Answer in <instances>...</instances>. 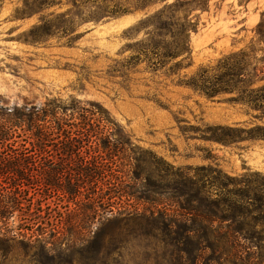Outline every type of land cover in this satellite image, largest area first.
Wrapping results in <instances>:
<instances>
[{
    "label": "rangeland",
    "instance_id": "374dc122",
    "mask_svg": "<svg viewBox=\"0 0 264 264\" xmlns=\"http://www.w3.org/2000/svg\"><path fill=\"white\" fill-rule=\"evenodd\" d=\"M91 1L112 10L138 4ZM176 1L152 2L143 10L79 24L80 0H55L30 15L22 13L23 0H5L0 5V98L10 107L73 99L101 104L136 145L171 166H212L236 178L231 189L239 196H231L244 213L238 224L217 222L211 237L216 240L201 245L185 244L180 229L107 224L96 244H77L58 258L36 261L25 245L14 244L0 264H264V140L231 146L210 140V128L251 129L263 126L264 118L231 101V94L209 98L191 86L194 77L203 70L213 74L228 55L251 46L264 49L257 34L264 0H210L207 11L197 9L185 18L182 9L167 20L165 9ZM48 22L59 28L48 29ZM187 22H198V29L185 40ZM184 45L181 56L169 57ZM67 200H52L57 218L76 209ZM19 215L11 228L18 229Z\"/></svg>",
    "mask_w": 264,
    "mask_h": 264
},
{
    "label": "trees",
    "instance_id": "16d2710c",
    "mask_svg": "<svg viewBox=\"0 0 264 264\" xmlns=\"http://www.w3.org/2000/svg\"><path fill=\"white\" fill-rule=\"evenodd\" d=\"M163 1L138 0L129 10H112L96 1L80 0L79 24L99 23ZM209 1L177 0L166 7L165 18L174 19L182 9L185 18L197 9L207 11ZM54 3L23 0L22 13L36 14ZM71 23L78 25L75 20ZM45 24L51 30L59 28L55 22ZM197 29L198 22H187L182 28L185 40ZM257 34L264 43V14ZM184 47L172 49L169 57L181 56ZM212 71L200 72L191 86L209 98L231 94V101L264 118V49L251 46L232 53ZM210 131V140L225 146L264 140V125L216 126ZM236 182L217 167L171 166L136 145L99 103L48 100L41 106L10 107L0 98V257L10 246L23 244L35 261L58 258L70 246L96 244L100 228L107 224L124 229L148 225L164 231L180 229L185 244L215 241L211 237L217 222L238 224L244 215L240 202L231 196H239L231 189ZM53 199H68L76 209L57 218ZM144 204L149 208L137 207ZM15 213H20L18 229L10 225ZM25 225L27 233H23Z\"/></svg>",
    "mask_w": 264,
    "mask_h": 264
}]
</instances>
